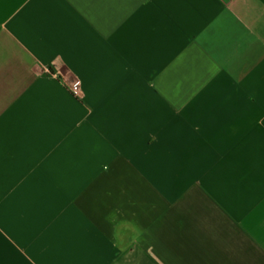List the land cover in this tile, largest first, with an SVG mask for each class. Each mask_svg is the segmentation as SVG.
Returning a JSON list of instances; mask_svg holds the SVG:
<instances>
[{
	"label": "crops",
	"instance_id": "1",
	"mask_svg": "<svg viewBox=\"0 0 264 264\" xmlns=\"http://www.w3.org/2000/svg\"><path fill=\"white\" fill-rule=\"evenodd\" d=\"M0 264H264V0H0Z\"/></svg>",
	"mask_w": 264,
	"mask_h": 264
}]
</instances>
